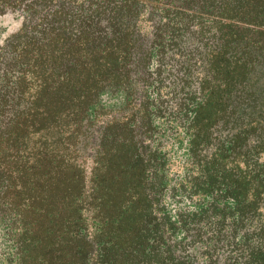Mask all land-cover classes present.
<instances>
[{
    "label": "trees",
    "instance_id": "16d2710c",
    "mask_svg": "<svg viewBox=\"0 0 264 264\" xmlns=\"http://www.w3.org/2000/svg\"><path fill=\"white\" fill-rule=\"evenodd\" d=\"M8 14L0 264H264V0Z\"/></svg>",
    "mask_w": 264,
    "mask_h": 264
},
{
    "label": "rangeland",
    "instance_id": "374dc122",
    "mask_svg": "<svg viewBox=\"0 0 264 264\" xmlns=\"http://www.w3.org/2000/svg\"><path fill=\"white\" fill-rule=\"evenodd\" d=\"M20 23V17L16 15H5L0 17V43L7 37L11 32L15 31ZM106 101V105L111 106L112 102H116L115 98L103 97Z\"/></svg>",
    "mask_w": 264,
    "mask_h": 264
}]
</instances>
